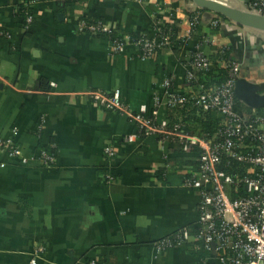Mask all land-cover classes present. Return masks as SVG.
I'll use <instances>...</instances> for the list:
<instances>
[{"label": "crops", "instance_id": "crops-1", "mask_svg": "<svg viewBox=\"0 0 264 264\" xmlns=\"http://www.w3.org/2000/svg\"><path fill=\"white\" fill-rule=\"evenodd\" d=\"M23 1L33 10L24 27L14 16ZM212 1L247 9L254 0ZM194 13L201 17L197 30L190 25ZM82 17L152 40L156 21L170 24L179 51L165 48L144 59L126 41L114 53L106 37L80 32ZM0 28L6 30L0 36V139L21 152L16 159L0 154V264H30L33 258L37 264H202L189 245L162 254L154 246L197 228L199 194L183 178L197 168L183 159L197 157L140 135L87 93L119 90L133 111L145 108L150 115L165 80L178 94L192 92L186 75L198 49L208 57L231 49L242 77L264 83V45L254 33L199 13L191 0H0ZM133 134L138 142L125 143ZM109 144L117 155L108 166ZM41 151L55 156L51 167L39 160ZM107 172L115 177L109 184L101 178ZM209 263L221 264L213 255Z\"/></svg>", "mask_w": 264, "mask_h": 264}, {"label": "built area", "instance_id": "built-area-1", "mask_svg": "<svg viewBox=\"0 0 264 264\" xmlns=\"http://www.w3.org/2000/svg\"><path fill=\"white\" fill-rule=\"evenodd\" d=\"M143 3L145 0H131ZM252 13L264 16V0H254L249 7ZM199 15V14H198ZM196 20V19H194ZM190 20V25L194 23ZM33 16L26 18V23L31 24ZM218 23H214V26ZM156 35L162 33L161 24L155 23ZM78 28L81 33L96 35L98 32H112L103 23L90 25L79 21ZM1 36V34H0ZM162 42L158 39H143L132 42L137 50L142 49L144 56L149 59L156 49H171L170 36H163ZM178 40L177 37H175ZM124 42H113L114 53H119ZM137 51V52H138ZM211 57L206 56L201 50L192 53L188 62L189 70L186 75L187 84L192 92L186 97L172 90L169 80L162 86V95L154 98V108L150 115L146 109L139 112L133 111L121 98L119 90L113 92L90 91L87 95L98 107L119 113L133 123L139 134L160 139L161 143L178 142L187 152L191 148H198L200 154L197 160L200 163L197 169L185 173L189 175L184 179V185L199 194L197 214V233L192 234L189 229H181L175 233L171 240L169 237L155 243V250L162 254L173 247H183L190 242L201 243L206 250L215 256L221 264H264V115H244L235 111L234 85L242 77L241 65L234 61L228 65L231 78L222 87L209 90L201 87L195 91L193 83L198 72L206 71L212 66ZM194 100L196 105L204 111L217 110L227 119L225 129L209 138L200 135L192 129H185L181 123L170 125L166 112L183 106L188 101ZM141 132V133H140ZM125 143H136L139 136L129 135ZM6 153L11 158H19L21 152L11 140L0 139V154ZM117 155L114 145L109 144L104 148V158L111 165ZM233 159L246 165L247 171L242 176L232 177L219 170L223 158ZM39 160L46 167L55 163V156L46 151H41ZM105 183L115 180L113 174L107 172L101 175ZM39 251L35 255H38ZM30 264H37L35 258ZM88 264H107L91 260ZM202 264H210L206 259Z\"/></svg>", "mask_w": 264, "mask_h": 264}, {"label": "trees", "instance_id": "trees-1", "mask_svg": "<svg viewBox=\"0 0 264 264\" xmlns=\"http://www.w3.org/2000/svg\"><path fill=\"white\" fill-rule=\"evenodd\" d=\"M204 10L198 9V12H202ZM33 15V10L30 7L29 3H25L24 1L18 4L15 7L14 16L20 20L21 26H25V21L28 16ZM196 19V20H194ZM224 19V18H223ZM190 20H194V23L192 24V29L197 30L199 29V25L201 23V17L198 15V13H194ZM80 21H85L86 23L90 25H97L98 23H102L100 21H91L86 18H80ZM213 31L219 30V24L215 25L212 24ZM162 33L160 35H157L156 39H158L160 42H162L163 36H170L171 40V49L178 53L179 51V43L175 39L177 37L178 32L175 30V28L170 24H161ZM255 37L257 38L256 43L264 45V32L254 31L251 30ZM0 34L2 37L6 36V30L3 28H0ZM96 36H103L106 37L108 40L112 42H124L126 38H128V42H139L143 39H146L145 35H139L136 33L129 34L128 36L121 32H98ZM127 36V37H126ZM163 49H156L153 51L151 57L149 59H155L157 55H159L162 52ZM137 56L142 58L144 56V51L142 49H139L137 52ZM212 66L210 69L202 72H198L196 74V80L193 83V86L195 87V91H198L201 89V87L205 88L206 90L216 88V87H222L229 81L231 78L230 69L226 66L220 67L218 63H225V65H228L232 62H234L236 59L232 56V50L231 49H220L217 51V53L213 56H211ZM172 89V88H171ZM186 97L189 96V94H184ZM235 111L244 114V115H264V108L259 110H251L244 106L242 103L237 101L235 98ZM168 120L170 125H174L176 123H181L185 129H192L194 131H197L200 135H205L209 138H212L218 130L225 129V125L227 123V118L224 117L220 112L217 110H208L204 111L202 108L198 107L194 100L188 101L183 106L174 108L170 110L169 112H166ZM141 133V132H140ZM178 142H169L170 147L179 146V149L181 152L183 151L182 145H177ZM46 150H48L46 148ZM50 151V150H49ZM186 155H193L198 156L200 154V150L196 147L191 148L189 151L185 152ZM198 158V157H197ZM183 162L186 165L192 166V167H198L199 162L198 160H189V159H183ZM247 166L243 165L233 159L223 158L221 165L219 166V170L226 173L229 176L237 177L242 176L245 171H247ZM197 169V168H196ZM189 175H184L183 178L187 179ZM189 229V228H188ZM192 234H195L198 232L196 229H189ZM175 234L170 235L169 238L172 240L174 238ZM187 245L194 248V251L197 253L199 258L201 259V263L209 259L211 257L210 251L206 250L205 247L201 243H195L190 242ZM198 250H197V249Z\"/></svg>", "mask_w": 264, "mask_h": 264}, {"label": "water", "instance_id": "water-1", "mask_svg": "<svg viewBox=\"0 0 264 264\" xmlns=\"http://www.w3.org/2000/svg\"><path fill=\"white\" fill-rule=\"evenodd\" d=\"M196 9L213 13L229 20L239 27L264 32V16L247 9L231 7L212 0H191ZM234 96L251 110L264 108V83H254L239 77L234 85Z\"/></svg>", "mask_w": 264, "mask_h": 264}, {"label": "rangeland", "instance_id": "rangeland-1", "mask_svg": "<svg viewBox=\"0 0 264 264\" xmlns=\"http://www.w3.org/2000/svg\"><path fill=\"white\" fill-rule=\"evenodd\" d=\"M245 33H249V31L243 30Z\"/></svg>", "mask_w": 264, "mask_h": 264}]
</instances>
